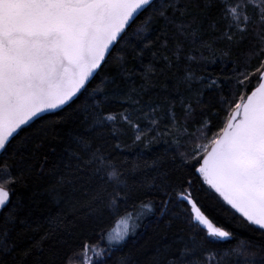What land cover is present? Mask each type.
Masks as SVG:
<instances>
[{"label": "snow or ice", "instance_id": "obj_1", "mask_svg": "<svg viewBox=\"0 0 264 264\" xmlns=\"http://www.w3.org/2000/svg\"><path fill=\"white\" fill-rule=\"evenodd\" d=\"M205 33L219 35L205 41ZM219 40L247 41L245 62L233 61L223 78L185 69L162 101L148 96L154 78L164 76L160 87L169 88L167 74L181 71L189 51L210 62L229 56L214 46ZM145 54L152 60L136 86L127 65ZM206 90L216 95L205 101ZM45 113L54 119L34 127ZM58 123L68 125L62 134ZM117 124L137 133L134 143L170 144V166L158 158L156 174L139 185L122 180L106 151L114 133L120 146ZM52 139L65 140L63 163L46 170L40 156ZM44 177L51 192L88 196L84 206L97 222L105 212L119 215L123 229L102 228L95 243L84 240L58 258L48 241L56 244L53 237L75 223L55 215L43 229L29 220L32 209L18 194L26 181ZM157 204L161 216L183 221L191 235L163 248L152 264H224L231 255L264 264V0H0V264H106ZM215 215L259 233L262 242L242 241L222 257L211 245L234 233ZM119 264H134L131 254Z\"/></svg>", "mask_w": 264, "mask_h": 264}, {"label": "trees", "instance_id": "obj_2", "mask_svg": "<svg viewBox=\"0 0 264 264\" xmlns=\"http://www.w3.org/2000/svg\"><path fill=\"white\" fill-rule=\"evenodd\" d=\"M222 27L223 24H221V28ZM218 35L219 33H205L203 39L205 41H213ZM214 46L220 49L221 53L223 51H228L229 56L221 59V55L218 54L215 57V61L210 62L201 60L198 53L195 51H189L178 65L181 71L177 72L176 69H173L172 73L167 74L169 88L165 90L160 87V84L165 82L164 76L154 78V86L147 89L148 96L162 101L171 91L173 80L182 75L185 69L191 70L196 76H220L223 78L230 74V70L233 68V61L241 64L245 62L246 53L249 48L247 41L239 46H229L227 41L219 40ZM188 47L191 48L192 45H188ZM117 52L118 49L113 50L109 64L113 62ZM204 55L207 56L208 53L205 52ZM187 56L195 57V59L189 60ZM151 60V55L145 54L142 61L130 60L128 62V68L135 73L133 82L136 86L141 84L140 73L143 72L144 65H147ZM161 63L162 62L159 61L156 62L157 66ZM108 74L107 71L97 74L90 87L99 84L100 80ZM198 86L203 87V85ZM215 95V93L206 90L204 99L208 101ZM82 99L83 97H80L71 107H65L64 112H71L72 108H75ZM112 107L115 110L117 105H113ZM178 111L179 106L177 107V112ZM51 119H54V117L51 116L50 113H45L41 120L36 121L34 127H39L41 124ZM167 122L166 120L161 121V126ZM138 123L143 126L147 124V121L141 120L138 121ZM56 127L62 134L67 129L68 125L58 123ZM116 127L119 130L118 138L120 146H115L117 136L114 133L111 137H106V151L109 152L110 158L117 165V168L122 171L123 175L120 177L122 180L126 181L128 184L139 185L146 177H151L156 174V165L153 164V161L158 158L164 161L165 166H170L168 157L173 153L171 151L165 153V148L170 147V144L166 145L163 140H159L145 147L143 142L134 143L137 133L132 128L125 124H117ZM212 131H216V129L213 128ZM154 134L155 133H153V135ZM209 135H211V133H209ZM64 146V139H52L45 146L42 150L40 159L43 161L46 170L53 165L60 164L62 166L63 160L61 154ZM177 151L183 152L184 149L178 148ZM45 156H47V160L44 159ZM36 167H40L39 162H37ZM50 183L51 179L49 177L40 179L33 178L26 181L24 185L18 188V194L23 198L24 205L32 209L29 220L33 223H39L43 229H48L49 225L47 220L50 216L55 215H60L61 217L67 216L68 220L75 223V227L72 228L71 232H60L53 237V240L57 241L56 244H53L52 240L48 241V245L57 250L58 258L65 253L71 255L84 240H90L95 243L100 239L99 233L102 228L105 229V233H107L116 228L117 224L120 222L119 215L111 216L107 212L104 213L103 221L97 222L93 216L88 214V208L84 206L89 197L84 195L82 191L68 198L65 192L56 193L49 191ZM129 203H138V201H130ZM169 219L170 216L168 215H160L159 205L157 204L156 211L144 216L135 233L127 237L126 241L118 250L111 253L106 264H119V258L126 254H131L134 264H152L157 253L163 248L169 245L175 247V242L179 237L191 235L186 223L181 220H172V222L169 223ZM213 219L218 226H224L234 233V236L228 238L226 241L211 245L214 250L220 252L222 257L226 250L240 245L242 241L255 246H258L262 242L259 233H254L249 229L239 227L236 225V222L222 215H215ZM48 245H46V247ZM103 246L104 244H101V247ZM249 250L256 251V247H250ZM255 259L259 261L260 256L258 255ZM59 264H63V261L60 260ZM224 264H247V258L244 256L231 255L225 259Z\"/></svg>", "mask_w": 264, "mask_h": 264}, {"label": "rangeland", "instance_id": "obj_3", "mask_svg": "<svg viewBox=\"0 0 264 264\" xmlns=\"http://www.w3.org/2000/svg\"><path fill=\"white\" fill-rule=\"evenodd\" d=\"M53 111H56V110H53ZM144 218V217H143ZM143 219H141V220H139L138 221V225L141 223V221H142ZM121 223V224H120ZM123 227H124V224H122V222H119L118 224H117V226H116V228H114L112 231L113 232H115L116 230H118V229H123ZM138 228V227H137ZM137 228L135 229V231L137 230ZM135 233V232H134ZM133 233H129V235H128V237L130 236V235H132ZM92 255V253L90 252L89 253V256H91ZM73 264H82V262L81 261H73Z\"/></svg>", "mask_w": 264, "mask_h": 264}]
</instances>
